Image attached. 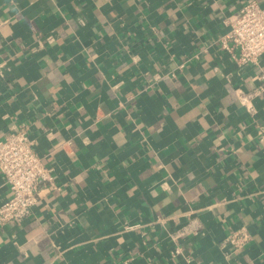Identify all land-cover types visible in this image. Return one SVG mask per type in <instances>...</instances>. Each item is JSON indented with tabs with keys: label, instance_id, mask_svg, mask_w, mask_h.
<instances>
[{
	"label": "crops",
	"instance_id": "crops-1",
	"mask_svg": "<svg viewBox=\"0 0 264 264\" xmlns=\"http://www.w3.org/2000/svg\"><path fill=\"white\" fill-rule=\"evenodd\" d=\"M251 2L0 0V140L52 176L0 264H264V55L220 42Z\"/></svg>",
	"mask_w": 264,
	"mask_h": 264
},
{
	"label": "built area",
	"instance_id": "built-area-1",
	"mask_svg": "<svg viewBox=\"0 0 264 264\" xmlns=\"http://www.w3.org/2000/svg\"><path fill=\"white\" fill-rule=\"evenodd\" d=\"M226 23L229 30L220 40L222 48L231 53L239 65L256 64L264 55V5L251 2L229 17ZM236 94L246 111L255 114L254 101L259 92L247 93L238 89ZM0 173L11 192V197L0 205V224L28 219L41 197V188L51 182L52 176L27 130H18L0 140ZM249 240L245 228L229 238L236 249H242Z\"/></svg>",
	"mask_w": 264,
	"mask_h": 264
}]
</instances>
